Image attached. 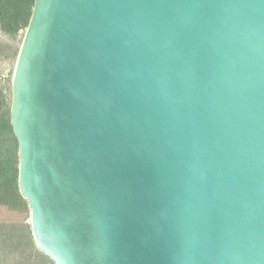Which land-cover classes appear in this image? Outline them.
I'll use <instances>...</instances> for the list:
<instances>
[{"label":"water","instance_id":"95a60500","mask_svg":"<svg viewBox=\"0 0 264 264\" xmlns=\"http://www.w3.org/2000/svg\"><path fill=\"white\" fill-rule=\"evenodd\" d=\"M10 125L53 264H264V0H34Z\"/></svg>","mask_w":264,"mask_h":264},{"label":"rangeland","instance_id":"374dc122","mask_svg":"<svg viewBox=\"0 0 264 264\" xmlns=\"http://www.w3.org/2000/svg\"><path fill=\"white\" fill-rule=\"evenodd\" d=\"M30 3V7H33L34 0H30ZM27 25L28 23L15 34H8L0 27V122L8 124L13 78ZM0 144L3 154L7 157L11 154L18 168L14 188L7 192L1 191L0 187V264H53L37 247L31 227V211L19 192V157L14 134L0 130ZM6 149H9L10 154Z\"/></svg>","mask_w":264,"mask_h":264},{"label":"trees","instance_id":"16d2710c","mask_svg":"<svg viewBox=\"0 0 264 264\" xmlns=\"http://www.w3.org/2000/svg\"><path fill=\"white\" fill-rule=\"evenodd\" d=\"M30 4V0H0L1 29L8 34H15L22 26L29 23L33 10ZM0 130L1 132L6 130L11 134L13 133L10 122L9 124L4 121L0 122ZM6 151L10 154L9 149H6ZM3 152L0 144V187H2L1 191L6 190L8 192L10 188H14V182L17 180L15 174L18 168L16 167V161L10 156L11 154L7 157ZM5 196L7 197V194Z\"/></svg>","mask_w":264,"mask_h":264}]
</instances>
